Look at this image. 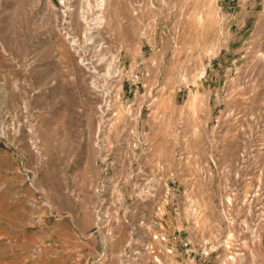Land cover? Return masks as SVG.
Masks as SVG:
<instances>
[{
	"label": "rangeland",
	"instance_id": "374dc122",
	"mask_svg": "<svg viewBox=\"0 0 264 264\" xmlns=\"http://www.w3.org/2000/svg\"><path fill=\"white\" fill-rule=\"evenodd\" d=\"M0 264H264V0H0Z\"/></svg>",
	"mask_w": 264,
	"mask_h": 264
},
{
	"label": "bare ground",
	"instance_id": "6f19581e",
	"mask_svg": "<svg viewBox=\"0 0 264 264\" xmlns=\"http://www.w3.org/2000/svg\"><path fill=\"white\" fill-rule=\"evenodd\" d=\"M100 2H104V0H100ZM101 4H103V3H101ZM101 18V17H100Z\"/></svg>",
	"mask_w": 264,
	"mask_h": 264
}]
</instances>
